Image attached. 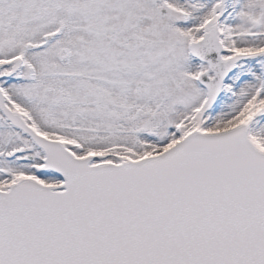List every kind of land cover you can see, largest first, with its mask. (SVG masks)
<instances>
[{"label": "snow or ice", "instance_id": "1", "mask_svg": "<svg viewBox=\"0 0 264 264\" xmlns=\"http://www.w3.org/2000/svg\"><path fill=\"white\" fill-rule=\"evenodd\" d=\"M0 264H264V0H0Z\"/></svg>", "mask_w": 264, "mask_h": 264}]
</instances>
